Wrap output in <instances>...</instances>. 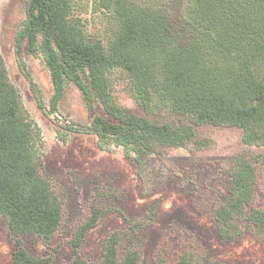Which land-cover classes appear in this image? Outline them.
Segmentation results:
<instances>
[{
	"label": "trees",
	"instance_id": "obj_1",
	"mask_svg": "<svg viewBox=\"0 0 264 264\" xmlns=\"http://www.w3.org/2000/svg\"><path fill=\"white\" fill-rule=\"evenodd\" d=\"M79 0H25L26 20L17 43L39 51L54 88V102L66 82L98 99L118 124L96 117L91 131L136 154L143 166L164 147H208L194 126L242 130L244 145L264 148V0H188V17L172 19L165 11L130 0H93V11L108 16V35L91 39L74 12ZM260 68L262 71H260ZM124 72L134 96L147 112L163 106L192 125L136 118L113 106L109 73ZM208 142V141H207ZM40 141L19 94L8 78L0 53V216L16 241L10 264H53L52 253L30 255L19 237L49 241L63 224L62 199L42 170ZM264 155L241 152L221 162L231 182L228 198L214 211L222 235L244 229L264 243V205H257L258 176ZM95 202L69 240L70 264H90L80 252L86 234L99 222ZM137 226V227H135ZM141 225H132L131 230ZM126 233L113 232L96 264H141V249L122 252ZM155 264H218L191 251L169 256L157 251Z\"/></svg>",
	"mask_w": 264,
	"mask_h": 264
},
{
	"label": "rangeland",
	"instance_id": "obj_2",
	"mask_svg": "<svg viewBox=\"0 0 264 264\" xmlns=\"http://www.w3.org/2000/svg\"><path fill=\"white\" fill-rule=\"evenodd\" d=\"M165 11L172 19L191 16L188 0H130ZM80 17L91 39L106 37L110 24L103 11H93V0H79ZM26 20L25 0H0V53L8 78L16 88L24 111L40 141L42 170L62 199L63 224L49 241L22 235L25 250L36 258L52 253L53 264H70L69 240L73 231L95 205L101 210L98 224L80 245L83 258L96 264L108 237L126 233L122 252L141 249V264H155L157 251L169 246V256L191 251L207 262L218 264H264V243L245 229L222 235L214 216L229 194L231 182L221 162L241 152L264 155V148L243 144L242 130L212 125L194 126L208 147H164L141 166L134 151L91 131L96 117L109 124L118 122L101 102L90 99L73 82H66L62 96L54 102L51 75L43 55L28 51L26 40L17 43ZM260 71L262 69L260 68ZM113 106L136 118L166 121L175 126L192 125L163 106L147 112L134 96L127 75L116 69L109 73ZM257 205H264V166L258 176ZM132 225H141L132 229ZM137 227V226H135ZM16 240L0 216V264H10Z\"/></svg>",
	"mask_w": 264,
	"mask_h": 264
}]
</instances>
